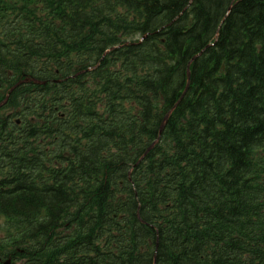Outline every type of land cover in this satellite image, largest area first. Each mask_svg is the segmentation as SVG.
Returning a JSON list of instances; mask_svg holds the SVG:
<instances>
[{
  "label": "trees",
  "instance_id": "16d2710c",
  "mask_svg": "<svg viewBox=\"0 0 264 264\" xmlns=\"http://www.w3.org/2000/svg\"><path fill=\"white\" fill-rule=\"evenodd\" d=\"M0 104L1 258L264 264V0H0Z\"/></svg>",
  "mask_w": 264,
  "mask_h": 264
},
{
  "label": "rangeland",
  "instance_id": "374dc122",
  "mask_svg": "<svg viewBox=\"0 0 264 264\" xmlns=\"http://www.w3.org/2000/svg\"><path fill=\"white\" fill-rule=\"evenodd\" d=\"M6 111H4L5 113ZM11 225H8L4 218L0 217V239L5 238L10 235L12 231Z\"/></svg>",
  "mask_w": 264,
  "mask_h": 264
},
{
  "label": "water",
  "instance_id": "95a60500",
  "mask_svg": "<svg viewBox=\"0 0 264 264\" xmlns=\"http://www.w3.org/2000/svg\"><path fill=\"white\" fill-rule=\"evenodd\" d=\"M193 58H195V57H193ZM192 58V59H193ZM188 75H189V72H188ZM30 80H28V79H25V80H23V81H21V82H19V83H22V82H29ZM33 82H35V81H33ZM37 83V82H36ZM188 85V84H187ZM186 85V86H187ZM164 120H166V117H165V119ZM9 263V261H7L5 264H8Z\"/></svg>",
  "mask_w": 264,
  "mask_h": 264
},
{
  "label": "flooded vegetation",
  "instance_id": "af4514ba",
  "mask_svg": "<svg viewBox=\"0 0 264 264\" xmlns=\"http://www.w3.org/2000/svg\"><path fill=\"white\" fill-rule=\"evenodd\" d=\"M0 264H1V262H0Z\"/></svg>",
  "mask_w": 264,
  "mask_h": 264
}]
</instances>
